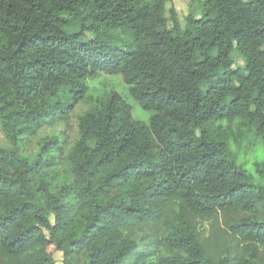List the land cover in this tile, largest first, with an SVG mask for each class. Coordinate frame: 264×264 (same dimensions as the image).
Listing matches in <instances>:
<instances>
[{"label":"trees","instance_id":"obj_1","mask_svg":"<svg viewBox=\"0 0 264 264\" xmlns=\"http://www.w3.org/2000/svg\"><path fill=\"white\" fill-rule=\"evenodd\" d=\"M0 126V264H264V0H0Z\"/></svg>","mask_w":264,"mask_h":264},{"label":"rangeland","instance_id":"obj_2","mask_svg":"<svg viewBox=\"0 0 264 264\" xmlns=\"http://www.w3.org/2000/svg\"><path fill=\"white\" fill-rule=\"evenodd\" d=\"M174 7L176 8L179 18L184 24L185 17L190 13V4H197V0H172ZM79 29H72L69 32H77ZM128 45L125 47L126 50L134 48V43H131L127 40ZM239 68L245 69V64L243 61L239 60L237 65L234 66L235 69ZM90 86L97 92L104 90L105 88H113L114 90L120 92L127 103L132 106L134 116L136 119L142 120L144 122H148L151 116L150 112L144 111L134 100L128 95V88L126 84L123 82L121 77L108 76L105 74H101L96 80H90ZM96 94V93H95ZM90 106L88 100L81 102L74 112L70 115V117L63 123L58 126L49 125L41 130H39L36 134L26 137L23 139V142H19L18 148L22 150L26 155H34L38 150L39 141L45 137L50 135L53 130H63L66 131V136L69 140L68 150L72 147L76 137H77V121L78 117L83 114ZM245 145L242 149H237L240 155V161L244 164L246 171L251 174L255 181L258 184H264V180L260 178L259 173L257 172L256 163H259L261 169L264 171V147L258 144L255 140V137L248 135L245 138ZM0 143L3 145H9L8 140L6 139L4 132L0 126ZM68 152L65 154L64 159L62 160V164L60 166V171L65 173L69 171V165L67 162ZM56 260H62V254L58 253L55 256Z\"/></svg>","mask_w":264,"mask_h":264}]
</instances>
